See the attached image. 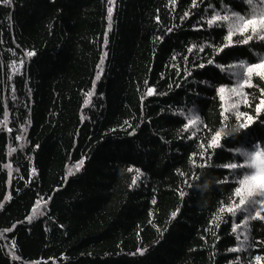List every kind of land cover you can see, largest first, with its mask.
I'll return each mask as SVG.
<instances>
[{"label": "trees", "instance_id": "16d2710c", "mask_svg": "<svg viewBox=\"0 0 264 264\" xmlns=\"http://www.w3.org/2000/svg\"><path fill=\"white\" fill-rule=\"evenodd\" d=\"M216 12L249 5L0 0V264H264V220L220 212L264 150V40Z\"/></svg>", "mask_w": 264, "mask_h": 264}, {"label": "snow or ice", "instance_id": "6c2138e0", "mask_svg": "<svg viewBox=\"0 0 264 264\" xmlns=\"http://www.w3.org/2000/svg\"><path fill=\"white\" fill-rule=\"evenodd\" d=\"M5 3H10L11 0H4ZM174 2V0H173ZM109 3H113V0H109ZM196 0H193V5L195 6ZM246 3L249 5V13L247 17L245 15H241L239 13L233 12L231 15H221V13L216 12L212 15V17L207 21L209 26H212L213 24L217 22H224V21H232L233 26L240 27L242 24V30L241 35H243L245 32L251 31L252 34H260L259 38L264 40V9H261L258 12V5H264V0H246ZM187 15V13H185ZM234 18V19H233ZM111 19H112V8L109 7L108 9V20H109V27H111ZM233 34V28L230 27L228 37L227 39L231 41V36ZM252 39V35H249L246 40H244V43H247L248 40ZM228 45H225L227 47ZM195 47V46H193ZM202 50V49H201ZM223 49H219L218 51H222ZM191 51V49H189ZM28 56L34 55L33 52H28ZM106 55V54H105ZM212 61H209L211 63ZM101 65L103 64V58L101 59ZM241 67H244L243 64L240 65ZM203 67V65H201ZM259 69V71H256ZM102 71V68H101ZM247 71L249 73H253L255 71V74L260 76L261 78H264V61H262L260 64L255 65H249L247 68ZM100 78L99 73L97 74L96 79L98 80ZM251 77H249L248 80H244V84L248 85L249 87H252L250 83ZM152 89H149V95L152 94ZM219 91L223 92L224 89L221 88ZM233 92L236 91V89H232ZM261 96L264 97V89L260 90ZM88 96H91L92 93L89 92L87 94ZM87 103V101H86ZM261 105H264V99L260 101ZM257 111H260V108L258 106ZM251 119V118H249ZM199 121V117H190L188 119V122L185 125V130L189 128V126L196 124ZM241 128H246V124H241ZM223 129L220 131H217L213 134L212 140L209 143V147L215 146L218 144V138L221 137ZM19 138V137H18ZM201 147L203 148L204 145L201 144ZM242 155L245 157V162L241 164L237 163H231L228 165H225L226 168L230 169H238V168H247L248 171L243 173L241 178L238 180V186L234 189L233 196L238 197V203L235 199L231 201L229 205H224L220 208V212L223 213L225 211L231 213L233 216H236L238 212H248L249 215L245 216L244 219L239 224H234L232 231L234 233L237 232V229L239 228H246L248 221L250 219L260 218L264 220V215H261V211L257 210L256 206L260 205L262 208H264V150H261L259 147L253 148L252 151H246L243 152ZM83 165V160H81L79 163H77L74 167L76 170H79L80 167ZM203 166V165H202ZM128 171H132V169H128ZM139 174V170H136ZM69 174H72V169H69ZM136 178L133 179V184H135ZM254 213V214H253ZM173 216H175V213H173ZM29 220L32 219V217H28ZM236 239L240 241V235H237ZM248 240V236L244 235L243 241H241V246L238 248H232L230 251H241L243 250V244L244 241ZM255 260L258 262L261 260L260 256H256Z\"/></svg>", "mask_w": 264, "mask_h": 264}, {"label": "rangeland", "instance_id": "374dc122", "mask_svg": "<svg viewBox=\"0 0 264 264\" xmlns=\"http://www.w3.org/2000/svg\"><path fill=\"white\" fill-rule=\"evenodd\" d=\"M229 102H230V101H229V98H228L227 94L224 93V103H225V106H226V107L228 106ZM244 244H247V242H245Z\"/></svg>", "mask_w": 264, "mask_h": 264}]
</instances>
